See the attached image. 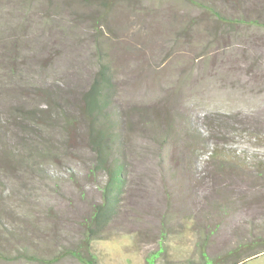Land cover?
Here are the masks:
<instances>
[{
    "label": "rangeland",
    "instance_id": "1",
    "mask_svg": "<svg viewBox=\"0 0 264 264\" xmlns=\"http://www.w3.org/2000/svg\"><path fill=\"white\" fill-rule=\"evenodd\" d=\"M93 1L81 5L75 0H0V74L14 71L15 85L6 86H16L15 91L24 84L29 85L26 89L43 85L52 98L64 94L76 102L97 66L107 62L114 102L129 110L132 124L124 147L127 185L116 214L100 236L90 240L88 253L95 264H147L151 253L162 248L158 264H191L198 258L200 238L192 218L187 220L183 213L184 208L191 214L203 205L204 191L197 184V194L185 195L165 184L169 195L165 194L158 148L146 133L138 132L139 114L167 109L194 121L204 114H223L232 129L218 133L217 139L264 151V0H216L226 13L260 21L232 26L214 25L183 0H118L107 21L95 23L100 7ZM27 92L18 100L35 107L40 98ZM18 96L11 94L13 99ZM72 144L76 159L68 168H52L49 163L50 173L63 176L57 184L41 180L30 169L17 173L19 178L24 174L22 186L12 173L4 180L14 190L6 226H27L34 246L53 259L2 264H84L67 252L78 249L84 220L101 196L88 177L85 149L79 140ZM46 166L42 164L45 170ZM16 195L21 203H16ZM228 224L229 220L223 227ZM227 237L221 235L215 247L223 249ZM253 248L263 250L264 242ZM242 264H264V251Z\"/></svg>",
    "mask_w": 264,
    "mask_h": 264
},
{
    "label": "trees",
    "instance_id": "2",
    "mask_svg": "<svg viewBox=\"0 0 264 264\" xmlns=\"http://www.w3.org/2000/svg\"><path fill=\"white\" fill-rule=\"evenodd\" d=\"M75 1L82 5L92 0ZM115 1L118 0L93 1L100 7L95 23L107 19ZM183 1L213 19L214 25L260 22L256 18L226 13L216 0ZM193 19H196L195 15ZM13 74V70L0 74V240H6L0 244V264L18 259L49 263L53 259L34 246L35 238L30 236L32 232L27 226H6L5 219L11 212L7 206L14 190L8 188L4 180L8 173H12L22 186L20 178L24 174L19 178L17 173L30 169L41 180L47 178L57 184L55 180L59 181L63 176L50 173L49 163L52 168H68L76 159L71 145L73 139L79 140L85 149L88 177L99 188L101 200L92 206L84 220L85 234L78 249L67 253L78 257L84 264H95L88 253L89 242L100 236L112 220L127 185L124 147L132 130L127 119L129 110L119 108L114 102L113 78L107 62L97 66L87 86L77 93L76 102L67 100L64 94L52 98L47 86L26 89L29 85L24 84L20 86L40 101L33 107L25 100L28 106H22L23 101L19 100L28 92L24 90L22 94L24 88L15 91L17 77ZM9 82L14 83L12 89L6 86ZM13 92L20 96L13 99ZM139 115L138 132L146 133L158 148L160 181L165 194L169 195L165 184L185 195L197 194L194 190L197 184L204 191L201 195L203 205L191 214L190 211L187 214L184 208L183 213L187 220L192 218L193 231L200 238L198 258L190 263L242 264L245 259L263 252L264 249L255 251L253 247L264 242V151L252 152L239 144H230L231 139L225 138L226 142L217 139L218 133L232 129L223 114H204L196 121L180 112L172 115L167 109L158 112L144 110ZM253 138L263 139L258 135ZM42 164L47 165L46 170ZM15 198L16 203H21L18 195ZM228 220L234 225L223 227ZM32 229L35 233L38 226L34 224ZM221 235L228 236L223 249L215 247ZM245 248H249L246 254L242 252ZM162 253V248L152 252L147 264H158L157 259Z\"/></svg>",
    "mask_w": 264,
    "mask_h": 264
}]
</instances>
